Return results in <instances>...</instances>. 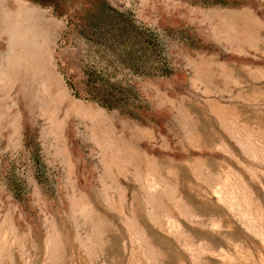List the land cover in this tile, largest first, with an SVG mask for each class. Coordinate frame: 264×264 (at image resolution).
<instances>
[{
    "label": "rangeland",
    "instance_id": "374dc122",
    "mask_svg": "<svg viewBox=\"0 0 264 264\" xmlns=\"http://www.w3.org/2000/svg\"><path fill=\"white\" fill-rule=\"evenodd\" d=\"M100 1L0 0V264H264V0Z\"/></svg>",
    "mask_w": 264,
    "mask_h": 264
},
{
    "label": "trees",
    "instance_id": "16d2710c",
    "mask_svg": "<svg viewBox=\"0 0 264 264\" xmlns=\"http://www.w3.org/2000/svg\"><path fill=\"white\" fill-rule=\"evenodd\" d=\"M40 6L51 7L54 13L67 17L70 20L77 18L75 22L80 28V32L96 46L125 47L129 52L133 50L136 64L150 62L148 54V37L144 32H139L129 23L120 19V16L113 15L112 10L100 0H30ZM79 7L72 12V7L78 4ZM57 11V12H56ZM74 21V20H73ZM106 45V46H107ZM105 46V47H106ZM106 90L100 93H89L92 100L97 101L102 106L114 108L109 103H117L115 108L123 103L121 90L118 86H106Z\"/></svg>",
    "mask_w": 264,
    "mask_h": 264
},
{
    "label": "bare ground",
    "instance_id": "6f19581e",
    "mask_svg": "<svg viewBox=\"0 0 264 264\" xmlns=\"http://www.w3.org/2000/svg\"><path fill=\"white\" fill-rule=\"evenodd\" d=\"M54 98V97H53ZM57 102V101H56Z\"/></svg>",
    "mask_w": 264,
    "mask_h": 264
}]
</instances>
